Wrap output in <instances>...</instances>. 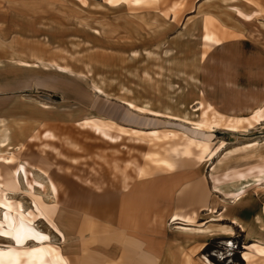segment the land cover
Instances as JSON below:
<instances>
[{
	"label": "rangeland",
	"instance_id": "obj_1",
	"mask_svg": "<svg viewBox=\"0 0 264 264\" xmlns=\"http://www.w3.org/2000/svg\"><path fill=\"white\" fill-rule=\"evenodd\" d=\"M144 1L115 7L106 0H0V137L6 131L10 139L0 155L14 158L11 164L0 159V183L12 186L7 197L25 210L34 200L54 210L66 241L44 220L36 226L72 264H105L98 222L106 203L139 215L141 234L154 238L152 248L163 253V264H264L261 257L244 259L246 247L264 245V185L233 204L212 188L213 175L264 160V124L237 133H210L191 124L212 117L203 116L209 105L225 119H247L264 109V0ZM234 7L256 13V19L245 23ZM206 16L214 19L209 29L220 46L203 45ZM123 102L161 115L141 114ZM87 119L114 123L115 134L122 127L129 135L111 144L76 125ZM48 130L58 138L49 149L43 150L42 140L30 142ZM132 130L155 131L162 139L140 135L144 142L136 143ZM186 137L209 141L213 149L223 146L214 160L199 163L196 189L205 207L216 211L215 198L222 199L233 215L249 221L233 239L212 230L217 223L205 230L214 217L204 216L206 211L197 220L203 233L176 229L165 202L148 193L147 179L166 171L147 156L174 158L172 149L185 145ZM252 143L257 145L240 148ZM25 158L36 179L45 181L46 172L57 182V204L48 192L37 186L29 191L22 176H13ZM139 168L146 171L143 177ZM127 190L122 203L115 195ZM111 193L108 201L101 199ZM8 244L0 238V246Z\"/></svg>",
	"mask_w": 264,
	"mask_h": 264
},
{
	"label": "bare ground",
	"instance_id": "obj_2",
	"mask_svg": "<svg viewBox=\"0 0 264 264\" xmlns=\"http://www.w3.org/2000/svg\"><path fill=\"white\" fill-rule=\"evenodd\" d=\"M108 4L118 7L122 4L137 7L144 4V0H106ZM237 17L243 21L248 22L256 19V13L245 14L241 9L234 7ZM204 25V33L202 35V42L204 47L211 48L213 46H220V37L209 29L210 24L214 21L213 18L206 16ZM28 65V64H25ZM61 71L65 69L60 68ZM63 73H66L63 72ZM95 92L104 95V92L95 87ZM129 109L139 112L141 114L149 115H161L160 113L152 112L146 107H138L130 102H123ZM197 105L202 106L201 103ZM47 107V106H45ZM203 107V106H202ZM199 109H203V108ZM208 113L212 115L209 119H204L198 123H191L196 130L206 129L210 133L217 130H226L228 132L237 133L240 130L252 128L253 125L264 124V109H258L251 114L250 118H237L231 119L221 117L217 114L212 105L206 108L203 116L207 118ZM82 130H90L96 136H99L102 140L111 144L120 143L124 135H129L125 132V129L119 127V132L114 133L115 124H109L100 119H87L76 124ZM247 126V127H245ZM140 135H147L153 140H161L158 136V132H145L132 130L130 136H133L132 140L136 143H143L144 140L140 138ZM163 138H169L164 136ZM57 136L53 131H45L39 138L32 137L30 142H36L37 140L44 141L42 148L44 151L49 149L50 142H55ZM10 139L6 131L0 137V148L8 147ZM256 143L244 145L240 148L251 149L256 146ZM223 149V146H219L217 149L211 148L209 141H196L186 137L185 145L181 148L172 149L171 153L175 157L181 158H193L198 163L211 162L215 159L216 155ZM148 159L159 169L171 172L175 168V163L170 159H162L157 154H150ZM7 164H11L14 161L13 155L1 156ZM215 167H213L214 171ZM34 165L28 160L24 159L14 170L13 176H22L27 184L28 190H33L34 186L39 187L44 192H48L51 199L55 204L58 202L60 195V187L57 182L46 172L44 180L40 181L36 179L33 171ZM146 171L142 168L137 169V175L143 177ZM264 185V160L260 164L253 165L247 169H228L224 171L220 176H212V188L213 192L219 196H224L226 201L233 203L238 202L253 187L260 188ZM12 190L11 185H2L0 183V206L3 207L0 217V238L6 240L9 244L6 246H0V264H72L67 256L64 255L61 248L49 244L50 236L47 232L42 231L36 226V222L44 220L47 227L57 234L62 240L66 241L65 234L59 228L55 222V212L53 209L45 206L41 202H33V207L30 210H25L21 202L11 201V198L7 197V192ZM211 214H216L215 210L207 209ZM171 222L176 226V229L190 232L195 231L203 233L204 224L197 225L196 216L189 217L175 214L171 217ZM196 227V228H195ZM226 235H234L232 229L225 230ZM250 250V253L244 254V259L250 262L255 256L264 259V245L261 242L255 241L252 245L246 247Z\"/></svg>",
	"mask_w": 264,
	"mask_h": 264
},
{
	"label": "crops",
	"instance_id": "obj_3",
	"mask_svg": "<svg viewBox=\"0 0 264 264\" xmlns=\"http://www.w3.org/2000/svg\"><path fill=\"white\" fill-rule=\"evenodd\" d=\"M170 159L175 163L173 171H166L162 176L149 177L147 179L149 195L153 199L164 201V206L171 212L170 215L196 216L198 220L201 219L199 217L200 214L206 211L204 216L214 215V217L213 219L209 217L206 220L205 230H211L210 227L216 226V224L212 223H217V229L212 230L220 235H226L225 230L232 229L235 231L237 227L244 228L245 226L248 228L250 226L249 221L243 215L235 216L231 213V206L225 207L221 205L222 199L219 202L215 198L216 214L208 212L207 209L209 208L204 206L201 192L199 195L196 189L200 182L197 179V169L198 167L200 168L199 163L193 158L170 157ZM128 193L127 190L115 196L124 203L125 199L129 197ZM112 196V193L110 195H101V199L108 201ZM106 205L108 206L107 203ZM107 206L101 209L98 222V233L100 235L99 251L102 257L105 258V264H163V253L152 248L154 238L141 234L143 232L139 228L141 223L139 215L127 214L123 206L117 209ZM153 215L150 213L151 217ZM130 216H133V218L128 219ZM232 217L233 219H231ZM225 221L232 223V225H223ZM227 236L231 239L234 238V235Z\"/></svg>",
	"mask_w": 264,
	"mask_h": 264
}]
</instances>
